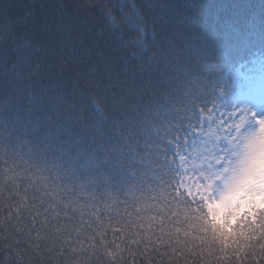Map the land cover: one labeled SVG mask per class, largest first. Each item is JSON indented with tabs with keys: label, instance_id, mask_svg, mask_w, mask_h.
Segmentation results:
<instances>
[{
	"label": "trees",
	"instance_id": "trees-1",
	"mask_svg": "<svg viewBox=\"0 0 264 264\" xmlns=\"http://www.w3.org/2000/svg\"><path fill=\"white\" fill-rule=\"evenodd\" d=\"M257 84L264 87V0H0V180L11 191L23 173L21 196L0 213V264H89L90 253L58 255L53 244L77 230L99 243L92 228L105 224L106 239L127 232L140 252L123 253V264H148L136 236L181 217L180 202L205 191L176 149L175 163L173 154L150 174L152 149L159 156L170 145L158 123L164 109L187 97L195 124L175 132L190 133L204 158L207 130L247 114L239 106ZM119 179L144 204L106 210L123 191ZM249 193L255 212L261 205ZM209 216L214 226L232 218L229 207ZM97 255L91 264H115Z\"/></svg>",
	"mask_w": 264,
	"mask_h": 264
},
{
	"label": "clouds",
	"instance_id": "clouds-1",
	"mask_svg": "<svg viewBox=\"0 0 264 264\" xmlns=\"http://www.w3.org/2000/svg\"><path fill=\"white\" fill-rule=\"evenodd\" d=\"M208 137L209 143L202 153L205 165L201 175L205 188L203 196L195 201L185 197L180 202L181 217L135 238V245L146 250L144 259L148 264L153 261L155 264H264V191H261L264 190V116L247 113L242 117H230L227 122L216 123ZM20 176L23 173L16 174L17 179L10 185L11 191L4 187L7 180H0V213L9 206L12 196H21ZM249 177L255 178L256 202L261 205L255 212L252 197L243 190ZM31 187L28 185V189ZM213 200L225 202L230 208L231 220L218 219L213 225L208 207ZM13 207L19 213L25 205ZM3 223L0 218V224ZM108 228L107 224L92 228L99 243L91 234L77 230L64 237L62 244H53V248L60 249L58 255H63L65 248L69 249V255L78 257L88 252L89 264L92 257L99 259L97 254L115 261V264H123L127 258L123 253L140 255L136 247H130L133 244L131 234L123 232L114 240L111 237L106 239L104 230ZM77 236L81 239L77 240ZM3 239L0 236V243ZM12 239L19 242L15 236ZM73 240H76L75 244L71 243ZM56 264H59L58 260ZM69 264H84V258Z\"/></svg>",
	"mask_w": 264,
	"mask_h": 264
},
{
	"label": "rangeland",
	"instance_id": "rangeland-1",
	"mask_svg": "<svg viewBox=\"0 0 264 264\" xmlns=\"http://www.w3.org/2000/svg\"><path fill=\"white\" fill-rule=\"evenodd\" d=\"M239 109H245L248 113L264 116V87L257 84L254 92L242 101ZM248 182L251 185L256 184L254 177H249ZM213 204L214 203L211 202V205ZM217 205H219L218 208L221 210L224 208L225 202L220 200Z\"/></svg>",
	"mask_w": 264,
	"mask_h": 264
}]
</instances>
